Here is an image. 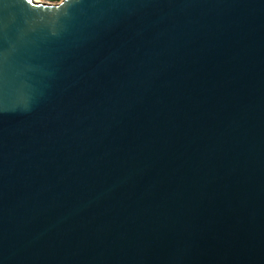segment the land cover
<instances>
[{
  "label": "water",
  "instance_id": "water-1",
  "mask_svg": "<svg viewBox=\"0 0 264 264\" xmlns=\"http://www.w3.org/2000/svg\"><path fill=\"white\" fill-rule=\"evenodd\" d=\"M0 264H264V0H0Z\"/></svg>",
  "mask_w": 264,
  "mask_h": 264
},
{
  "label": "rangeland",
  "instance_id": "rangeland-1",
  "mask_svg": "<svg viewBox=\"0 0 264 264\" xmlns=\"http://www.w3.org/2000/svg\"><path fill=\"white\" fill-rule=\"evenodd\" d=\"M34 1V0H33ZM61 1V0H60ZM58 1V2H60ZM57 1L55 0H39L38 3H43V4H51V5H54V4H57L58 3Z\"/></svg>",
  "mask_w": 264,
  "mask_h": 264
},
{
  "label": "bare ground",
  "instance_id": "bare-ground-1",
  "mask_svg": "<svg viewBox=\"0 0 264 264\" xmlns=\"http://www.w3.org/2000/svg\"><path fill=\"white\" fill-rule=\"evenodd\" d=\"M33 2H35V3H38V2H39V0H34Z\"/></svg>",
  "mask_w": 264,
  "mask_h": 264
},
{
  "label": "trees",
  "instance_id": "trees-1",
  "mask_svg": "<svg viewBox=\"0 0 264 264\" xmlns=\"http://www.w3.org/2000/svg\"><path fill=\"white\" fill-rule=\"evenodd\" d=\"M55 1H57V2H58V1H60V0H55Z\"/></svg>",
  "mask_w": 264,
  "mask_h": 264
}]
</instances>
